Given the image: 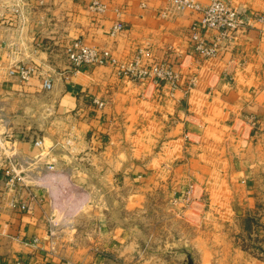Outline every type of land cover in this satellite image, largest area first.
<instances>
[{"label":"crops","instance_id":"0c3cea01","mask_svg":"<svg viewBox=\"0 0 264 264\" xmlns=\"http://www.w3.org/2000/svg\"><path fill=\"white\" fill-rule=\"evenodd\" d=\"M0 1L7 8L0 16V133L16 135L0 148V264H114L110 255H91L79 232L95 223L91 229L106 235V245L121 243L114 234L117 197L141 204L146 196L132 194L133 183L140 189L154 183L177 205L185 202L190 220V198L192 208H202L214 193L233 196L217 188L222 183L256 182L264 166V0H226L247 23L232 39L206 31L207 43L216 45L208 58L189 37L197 14L171 10V0H104L100 15L90 11L92 0ZM116 21L125 28L110 35ZM77 38L110 49L120 62L141 53L147 62H164L179 85L171 91L165 81L136 80L111 64L73 72L65 47ZM18 64L34 67L29 81L9 74ZM45 75L53 79L50 90ZM36 118L42 131L33 137ZM51 118L63 125L59 134ZM38 137L44 153L34 144ZM132 151L139 157L133 164ZM13 152L30 162L23 181L8 190L3 168ZM14 200L29 208L14 207ZM50 216L59 222L54 237Z\"/></svg>","mask_w":264,"mask_h":264},{"label":"rangeland","instance_id":"374dc122","mask_svg":"<svg viewBox=\"0 0 264 264\" xmlns=\"http://www.w3.org/2000/svg\"><path fill=\"white\" fill-rule=\"evenodd\" d=\"M34 104L38 108L37 103ZM41 123L39 120L38 125L35 124L33 137L42 131ZM51 123V130H57L59 134L63 125L60 122L54 124L53 118ZM0 137L1 145L9 148L16 135L5 131L0 133ZM260 137L261 161L264 163V136ZM46 142L48 145L52 143L48 135ZM135 154L132 151V164L139 160L138 153ZM52 172L53 169L48 174ZM258 172L256 182L252 187L249 184V188L244 182L222 183L217 188L220 191L231 189L235 192L233 196L223 199L214 193L212 198L202 200V208H192L193 200L190 198V220L184 214L188 209L185 202L177 205L168 198V193L165 195L156 190L154 183L143 189L138 183H133L129 186L132 194H146L141 204L137 197L132 199V203H127L122 194L119 199L115 194L114 234L116 239H123L121 243L115 247L106 245V235L99 230L92 231L95 223L93 227L79 232V235L90 246L88 250L91 255L96 252L104 257L110 255L115 260L114 264H185L187 254L184 249L192 253L196 264H264V166ZM83 186L90 187L89 184ZM102 186L107 190L112 184L103 183ZM101 201L98 204L106 206V201ZM91 202L85 205L90 206ZM127 205H130L129 210L125 207ZM200 209L205 215L200 213ZM207 215L208 218L205 217Z\"/></svg>","mask_w":264,"mask_h":264},{"label":"built area","instance_id":"2783aa9c","mask_svg":"<svg viewBox=\"0 0 264 264\" xmlns=\"http://www.w3.org/2000/svg\"><path fill=\"white\" fill-rule=\"evenodd\" d=\"M106 6L107 4L104 0H92L89 5L92 11L99 14H103L106 11ZM170 8L177 12L190 10L197 14L190 26L189 37L194 44L196 52L204 58L211 57L216 53V45L207 43L204 37L206 31L216 30L218 39H232L237 30L247 23L242 10L231 5L226 0H209L207 4H202L197 0H171ZM5 9H7L6 6L0 1V16ZM161 15L165 17L167 11L162 12ZM257 18L263 19L262 16H257ZM124 28L122 21H116L110 29V35H116L122 32ZM65 53L73 72L79 71L81 66L85 64L89 66L111 64L118 69L120 74L136 80L143 82L148 80L165 81L171 91L175 90L179 85L178 73L174 72L164 62H147L143 59L142 53L137 54L127 63L120 62L110 49L89 44L80 38L69 42L65 47ZM9 74L18 75L23 81H29L34 74V67L25 64L14 65L9 69ZM191 80L193 81L194 77ZM42 82L43 87L47 90H50L53 86V79L50 76H44ZM95 102L98 108H103L106 104L105 100L96 99ZM252 124L256 125L258 121L253 120ZM1 143L0 137V148H7V146H2ZM34 144L41 149L42 153L45 152L46 144L43 137L36 138ZM28 162L30 161L22 162L18 159L17 152L7 155V164L3 168V173L8 190H15L18 181H23L22 168ZM48 169L52 170V166L49 165ZM189 193L191 194V190ZM31 195H34L33 192H31ZM13 206L21 210L29 208L26 202L20 200H14ZM49 222L51 225L49 234L54 237L57 235L59 222H57L54 216L49 217Z\"/></svg>","mask_w":264,"mask_h":264},{"label":"water","instance_id":"95a60500","mask_svg":"<svg viewBox=\"0 0 264 264\" xmlns=\"http://www.w3.org/2000/svg\"><path fill=\"white\" fill-rule=\"evenodd\" d=\"M184 252H186V254H187V261L185 262V264H195L192 253H190L189 251H187L185 249H184Z\"/></svg>","mask_w":264,"mask_h":264}]
</instances>
